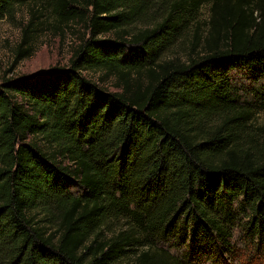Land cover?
Here are the masks:
<instances>
[{
	"label": "trees",
	"instance_id": "1",
	"mask_svg": "<svg viewBox=\"0 0 264 264\" xmlns=\"http://www.w3.org/2000/svg\"><path fill=\"white\" fill-rule=\"evenodd\" d=\"M18 5L10 69L46 12L84 32L66 67L0 78V264L264 257V0H0V18ZM193 23L188 57L163 58Z\"/></svg>",
	"mask_w": 264,
	"mask_h": 264
},
{
	"label": "rangeland",
	"instance_id": "2",
	"mask_svg": "<svg viewBox=\"0 0 264 264\" xmlns=\"http://www.w3.org/2000/svg\"><path fill=\"white\" fill-rule=\"evenodd\" d=\"M28 6L18 5L11 15H4L0 18V78L18 77L30 75L38 71L47 70L53 67H66L72 50L79 43L80 36L84 32L81 25L71 23L70 26H62L61 29H54L47 25L52 22L46 12L40 19L42 25H38L31 42V53L20 60L14 68L10 69L13 62L14 50L19 42L21 29L28 20ZM209 17V4L201 7L197 21L201 38L204 39L208 33L207 20ZM195 23L187 30L182 41L169 49L163 58L177 57L185 60L191 52L192 35L195 31ZM87 77L95 83L102 85L110 91L116 90L117 80L112 76H106L100 71L87 70L84 72ZM233 84L242 93L245 100L252 99L249 94L252 91L253 83L250 80L241 78L240 75L233 76ZM254 131L264 130V104L256 109L252 121ZM74 191V190H73ZM78 191L79 190H75ZM240 256L231 259L230 264H264V257L252 255L250 250H244L242 244L238 243Z\"/></svg>",
	"mask_w": 264,
	"mask_h": 264
}]
</instances>
